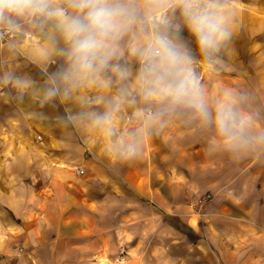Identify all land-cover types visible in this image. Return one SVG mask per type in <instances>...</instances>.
Returning a JSON list of instances; mask_svg holds the SVG:
<instances>
[{"label": "crops", "instance_id": "crops-1", "mask_svg": "<svg viewBox=\"0 0 264 264\" xmlns=\"http://www.w3.org/2000/svg\"><path fill=\"white\" fill-rule=\"evenodd\" d=\"M47 2L74 14L68 0ZM133 2L146 35L162 12L180 25L209 118L168 97L146 101L141 61L127 47L126 79L108 70L67 95L57 82L46 98L49 78L67 67L57 20L5 11L0 264H264V0H218L229 37L211 59L175 0ZM134 42L147 43L139 34ZM117 100L107 124L87 115ZM221 107L233 114L227 134Z\"/></svg>", "mask_w": 264, "mask_h": 264}, {"label": "clouds", "instance_id": "clouds-1", "mask_svg": "<svg viewBox=\"0 0 264 264\" xmlns=\"http://www.w3.org/2000/svg\"><path fill=\"white\" fill-rule=\"evenodd\" d=\"M68 3L75 10L74 14L60 7L50 9L47 0H0V22L10 27L12 21L4 16L5 11L17 15L29 12L57 20L56 27L67 45L61 50L67 67L49 78L52 87L47 90L46 98L58 94L57 82L64 86L67 95L71 88L79 87L89 79L99 80L100 74L108 70L117 73L121 80L126 79L128 68L119 60L124 57L127 47L131 55L141 61L138 79L146 101L155 96L168 97L171 104L195 108L203 118H209L202 89L191 71V51L179 40L180 25L172 26L164 18L160 21L163 29L159 24H153V31L146 35V21L133 0H68ZM175 7L179 8L184 26L195 38L201 53L211 59L229 37L218 0H175ZM173 27L175 37L169 34ZM129 34L133 39L126 46L122 45ZM138 34L146 39L145 45L134 42ZM114 60L117 63H112ZM20 83L26 86L29 82ZM102 83L106 85L110 81ZM119 103V100L115 101L103 114L87 115L97 125L107 124ZM137 114L142 116L143 110ZM77 118L80 117H73ZM232 120L230 108H218L217 123L222 133L230 132Z\"/></svg>", "mask_w": 264, "mask_h": 264}, {"label": "built area", "instance_id": "built-area-1", "mask_svg": "<svg viewBox=\"0 0 264 264\" xmlns=\"http://www.w3.org/2000/svg\"><path fill=\"white\" fill-rule=\"evenodd\" d=\"M3 34L7 35L8 37H13L15 35V32L14 31H11L10 29H4L3 30ZM76 171L78 173H82L83 172V170L80 169V168L76 169ZM208 197H209V195H208ZM121 253H123V251H121Z\"/></svg>", "mask_w": 264, "mask_h": 264}, {"label": "rangeland", "instance_id": "rangeland-1", "mask_svg": "<svg viewBox=\"0 0 264 264\" xmlns=\"http://www.w3.org/2000/svg\"><path fill=\"white\" fill-rule=\"evenodd\" d=\"M164 18H167V15L165 12H162L154 17L155 24L161 25L160 21Z\"/></svg>", "mask_w": 264, "mask_h": 264}]
</instances>
